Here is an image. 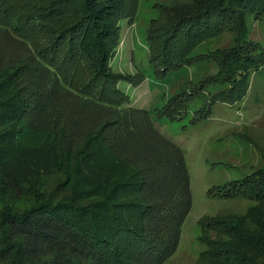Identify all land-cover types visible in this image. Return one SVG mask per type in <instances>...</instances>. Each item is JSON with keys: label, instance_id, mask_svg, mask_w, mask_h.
I'll list each match as a JSON object with an SVG mask.
<instances>
[{"label": "trees", "instance_id": "16d2710c", "mask_svg": "<svg viewBox=\"0 0 264 264\" xmlns=\"http://www.w3.org/2000/svg\"><path fill=\"white\" fill-rule=\"evenodd\" d=\"M138 5L0 0V187L8 196L0 264H164L177 250L193 203L184 150L118 84L144 75L111 65L120 19H132ZM182 5L162 3L151 18V59L164 70L181 66L232 21L237 41L219 74H231L226 99L243 97L239 70L264 64L263 44L246 35L251 16L264 19V0ZM190 93H177L166 114ZM209 193L255 203L200 219L207 248L195 264H264V166Z\"/></svg>", "mask_w": 264, "mask_h": 264}, {"label": "rangeland", "instance_id": "374dc122", "mask_svg": "<svg viewBox=\"0 0 264 264\" xmlns=\"http://www.w3.org/2000/svg\"><path fill=\"white\" fill-rule=\"evenodd\" d=\"M190 2L139 0L136 15L120 19V44L111 59L115 71L144 75L139 83L122 78L118 84L129 94L131 104L149 109L155 125L182 146L190 172L192 208L184 221L178 248L164 264H195L207 248L206 242L199 239L200 219L244 213L254 202L241 194L212 195L210 187L264 166V64L239 70V80L247 77V94L230 100L224 97L231 74L219 73L228 67L223 52L237 41L236 29L230 28L232 21L219 35L203 39L181 66L164 70L151 59L147 30L151 18L159 13V5L184 6L182 3ZM250 18L246 35L257 43L260 40L264 51V19ZM189 91L191 96L183 100V108H177L173 115L166 114V105L173 106L172 101L180 99L177 93ZM209 102L213 103L207 116H198V110L210 106ZM7 200L6 190L0 187V204Z\"/></svg>", "mask_w": 264, "mask_h": 264}]
</instances>
